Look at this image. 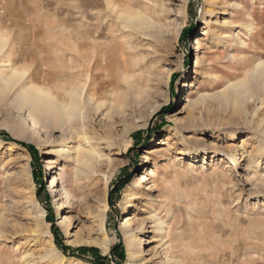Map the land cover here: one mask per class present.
I'll list each match as a JSON object with an SVG mask.
<instances>
[{
    "label": "rangeland",
    "instance_id": "rangeland-1",
    "mask_svg": "<svg viewBox=\"0 0 264 264\" xmlns=\"http://www.w3.org/2000/svg\"><path fill=\"white\" fill-rule=\"evenodd\" d=\"M141 11L150 25L123 27ZM0 27L2 60L26 69L24 84L54 91L60 81L64 93L78 81H158L117 93L82 124L71 115L70 128H34L0 84L10 138L0 137V264H126L125 233L128 264H264V81L251 73L264 61V0H0ZM104 53L110 69L96 65ZM243 78L236 95L228 86ZM51 242L63 257L46 256Z\"/></svg>",
    "mask_w": 264,
    "mask_h": 264
},
{
    "label": "bare ground",
    "instance_id": "bare-ground-1",
    "mask_svg": "<svg viewBox=\"0 0 264 264\" xmlns=\"http://www.w3.org/2000/svg\"><path fill=\"white\" fill-rule=\"evenodd\" d=\"M148 13L146 11L141 12H131L124 19L123 27L127 28H139L142 29L144 26L150 25L148 20ZM150 18V17H149ZM206 29V28H205ZM206 33L205 30L200 33V35H204ZM5 35L3 34L0 27V84L4 87L5 91L11 92L15 90V101L17 106L20 109H26L27 118L30 120L31 126L36 128L37 126L40 128H46L47 123L51 122L54 124L61 123L65 125L67 128L71 127V120L76 121L77 123H84V121L88 118L89 114L97 113L99 109H101L107 101L108 111H110L113 107V103L117 102V93L121 91H129L132 90L133 94H136L139 90V87L143 85H150L151 87H156L158 81H150L147 79L144 82L139 81H78L71 82L70 87L66 89L63 93L61 91L60 81H57L54 91L47 90L41 87H35L30 84H24V77L26 75V69L24 67L13 68L10 66V62L3 61V47H4ZM6 44V43H5ZM194 50L195 56L193 59V66L190 69V73L196 72L200 65V51H201V41L200 36H196L194 39ZM4 54V53H3ZM111 55L103 54L99 62L96 65L102 66L105 69H110L112 65V60L110 59ZM108 58L107 62L106 59ZM101 61H105L104 64ZM251 73L254 76L256 81H264V61H259L253 65L251 68ZM88 77V73H85V78ZM123 83V86L121 85ZM229 89L234 90L236 95H242L246 93L247 81L245 78L238 80L237 82H233L229 84ZM109 105V106H108ZM73 116L70 120L69 117ZM27 122L24 121L23 124ZM69 124V125H68ZM80 125V124H79ZM91 152V150H89ZM86 152V151H85ZM89 152V153H90ZM85 154V153H84ZM82 156V155H81ZM89 159L87 157H81V162L83 165L88 163ZM92 161V160H91ZM90 162V161H89ZM91 163H89L90 165ZM150 171V170H149ZM139 178H135L132 185L137 186L140 183L144 182L147 179L145 173L140 174ZM57 187L56 178L52 175L49 188L54 191V188ZM62 189V194L66 199V202H69L70 194L65 188ZM38 208H36L34 212L35 222L42 226L44 222L45 210L41 208V206L37 203ZM55 205L57 207L58 213L65 208V205L59 202L58 198L55 199ZM107 204L104 205V209L102 214L100 215L101 219V229L103 230V215L106 211ZM127 209L126 205H124L123 211L125 212ZM61 218V216L59 217ZM64 219H61L60 224L63 226L65 233L67 234L69 231V224L65 225ZM126 248L128 253V258L126 264L129 263V258L133 254L132 246L133 241L131 235L126 234ZM101 249L103 252L107 250L108 246V237L103 238L102 243H100ZM50 250L46 252V256L50 257H63L60 252L56 250L52 242L50 243ZM77 262H81L77 259H74ZM82 263V262H81ZM84 264V263H83Z\"/></svg>",
    "mask_w": 264,
    "mask_h": 264
},
{
    "label": "trees",
    "instance_id": "trees-1",
    "mask_svg": "<svg viewBox=\"0 0 264 264\" xmlns=\"http://www.w3.org/2000/svg\"><path fill=\"white\" fill-rule=\"evenodd\" d=\"M3 134V135H2ZM2 136V138L4 139V140H10V138H9V136L6 134V133H0V137ZM16 143H18V142H16ZM19 144H23L22 142H19ZM24 145V144H23ZM24 146H26V148L28 149V150H33L34 148H33V146H31V145H24ZM131 174H128V175H126V176H124L122 179H120L119 180V182L117 183V185L114 187V188H118V187H123L130 179H131ZM112 190L111 191H109V203H110V205H112V203H111V201H110V195L112 194ZM50 223H53L54 221H52V220H50L49 221ZM51 229H52V232H53V234H54V236H55V243L58 245V247L60 248V250H61V252L62 253H64V254H66L67 252H68V248L66 247V246H64V245H62V243L61 242H59V236L57 235L58 234V229H57V227L56 226H54V224H52V227H51ZM57 237V238H56ZM121 247H120V245H115V246H113L112 248H111V255L112 256H114V255H116V256H120L119 254H121V253H117V250L118 249H120ZM80 251H87V252H93V251H97V249H95V248H92V247H80V249H79ZM122 252V251H121ZM71 254L74 256V257H77V258H82L81 257V255H80V252H78V251H72L71 252ZM99 259H101V260H103L104 259V257H99ZM88 262H90V261H88ZM92 264H101V262L99 263L98 261H95V262H91Z\"/></svg>",
    "mask_w": 264,
    "mask_h": 264
}]
</instances>
